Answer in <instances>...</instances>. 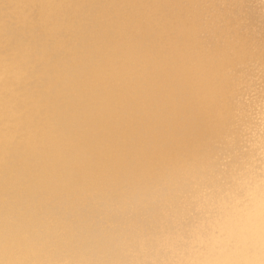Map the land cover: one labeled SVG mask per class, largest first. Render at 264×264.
I'll return each instance as SVG.
<instances>
[{
	"label": "bare ground",
	"instance_id": "obj_1",
	"mask_svg": "<svg viewBox=\"0 0 264 264\" xmlns=\"http://www.w3.org/2000/svg\"><path fill=\"white\" fill-rule=\"evenodd\" d=\"M262 165V0H0V259L256 264Z\"/></svg>",
	"mask_w": 264,
	"mask_h": 264
},
{
	"label": "clouds",
	"instance_id": "obj_2",
	"mask_svg": "<svg viewBox=\"0 0 264 264\" xmlns=\"http://www.w3.org/2000/svg\"><path fill=\"white\" fill-rule=\"evenodd\" d=\"M253 192L255 214L252 217L247 213L239 216L233 225L228 243L237 249L245 246L253 247L258 243L261 259L256 264H264V165L261 166V176L253 177ZM236 207L247 209L248 201H238ZM0 264H22V262L0 259ZM112 264H123V262H112ZM238 264H249V262H238Z\"/></svg>",
	"mask_w": 264,
	"mask_h": 264
}]
</instances>
